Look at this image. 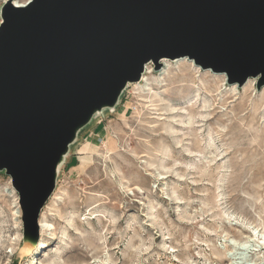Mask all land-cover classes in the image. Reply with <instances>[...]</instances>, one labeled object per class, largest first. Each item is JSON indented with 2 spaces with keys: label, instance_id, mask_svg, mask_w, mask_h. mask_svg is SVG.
I'll use <instances>...</instances> for the list:
<instances>
[{
  "label": "rangeland",
  "instance_id": "obj_1",
  "mask_svg": "<svg viewBox=\"0 0 264 264\" xmlns=\"http://www.w3.org/2000/svg\"><path fill=\"white\" fill-rule=\"evenodd\" d=\"M167 60L78 132L35 246L0 172V264H264V86Z\"/></svg>",
  "mask_w": 264,
  "mask_h": 264
},
{
  "label": "water",
  "instance_id": "obj_2",
  "mask_svg": "<svg viewBox=\"0 0 264 264\" xmlns=\"http://www.w3.org/2000/svg\"><path fill=\"white\" fill-rule=\"evenodd\" d=\"M0 18V172L31 246L78 132L147 64L186 58L264 86V0H5Z\"/></svg>",
  "mask_w": 264,
  "mask_h": 264
},
{
  "label": "bare ground",
  "instance_id": "obj_3",
  "mask_svg": "<svg viewBox=\"0 0 264 264\" xmlns=\"http://www.w3.org/2000/svg\"><path fill=\"white\" fill-rule=\"evenodd\" d=\"M25 2H26V0H24V1H21V0H14V3H15L16 5H21V4L25 3ZM178 61H188L189 63H192V61H190V60H188V59H186V58H180V59H177L176 62H178ZM161 63H163L164 67H166V68L169 67V65H170V62H169L167 59H162V60H161ZM192 65H193V64H192ZM194 67L196 68V65H195ZM149 73H151L150 66H149V65H146V66H145L144 73L142 74L140 80H139L136 84H141V83H142V85H141L140 87H141V88H146V89L148 88L147 86H148L151 82L155 83V84L157 85V87H158V86L161 87V86L164 85V83H163V80H165L164 78H160V77H156V78H155V77H153V78H151L152 81H150V78L148 77V74H149ZM249 82H250V81L248 80V82H247L245 85H248ZM16 215H17V218H18V220H19V219H20V216H21L20 209H17V210H16ZM39 224H40V229L43 230L44 224H43L42 220H40Z\"/></svg>",
  "mask_w": 264,
  "mask_h": 264
}]
</instances>
